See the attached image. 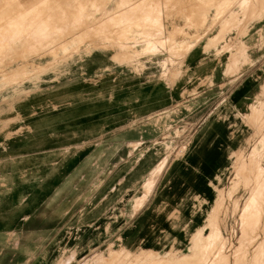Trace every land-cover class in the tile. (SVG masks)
Returning a JSON list of instances; mask_svg holds the SVG:
<instances>
[{"label": "crops", "instance_id": "0c3cea01", "mask_svg": "<svg viewBox=\"0 0 264 264\" xmlns=\"http://www.w3.org/2000/svg\"><path fill=\"white\" fill-rule=\"evenodd\" d=\"M255 1L243 32L201 39L174 82L176 64L160 73L164 59L94 49L0 92V264H84L109 245L165 253L187 240L264 101V0ZM180 120L195 121L200 150L168 156L146 189L159 137Z\"/></svg>", "mask_w": 264, "mask_h": 264}, {"label": "rangeland", "instance_id": "374dc122", "mask_svg": "<svg viewBox=\"0 0 264 264\" xmlns=\"http://www.w3.org/2000/svg\"><path fill=\"white\" fill-rule=\"evenodd\" d=\"M244 1L0 0V92L9 87L22 90L24 81L34 75L67 70V66L60 65L90 57L94 49L118 61L164 59L160 73L167 75L168 64L181 65L185 54L201 39L217 32L218 43L231 36H223L226 28L229 27L228 33L239 24L242 32L253 17L251 11L256 4L255 0H250L251 6L242 4ZM256 12V16H261V12ZM145 29L148 31L144 32ZM148 43H152L151 46L148 47ZM68 60L71 62L66 63ZM228 63L233 67L237 60L230 59ZM249 120L252 129L247 145L237 148L235 154L230 152L231 164L226 174L214 180L218 186L204 221L188 232L185 242L174 248L176 255L192 254V236L197 230L203 227L204 234L216 226L221 238L209 246V253L219 251L218 255L225 257L227 264H264V101L252 106ZM194 123L175 122L161 133L156 150L167 158L197 153L200 133L193 135ZM193 138L195 145L191 151L187 145ZM249 195L254 204L248 202ZM157 253L159 259L149 255L147 250L133 252L109 245L84 264H104L110 254L120 264H126L127 259L131 264H168V256ZM203 260V257L194 263L181 260L178 264H200Z\"/></svg>", "mask_w": 264, "mask_h": 264}, {"label": "bare ground", "instance_id": "6f19581e", "mask_svg": "<svg viewBox=\"0 0 264 264\" xmlns=\"http://www.w3.org/2000/svg\"><path fill=\"white\" fill-rule=\"evenodd\" d=\"M7 1V0H6ZM10 1V0H9ZM53 1V0H52ZM61 2V1H60ZM81 2V1H80ZM234 2V1H233ZM6 3V2H5ZM72 3H74V2H72ZM239 3V2H238ZM243 3H245V4H250V0H245L244 2H242V4ZM22 4H23V2H22ZM33 4H34V2H33ZM248 4V5H249ZM1 5V4H0ZM8 5V4H7ZM18 5V4H17ZM77 5H78V3H77ZM80 5V4H79ZM231 5V4H230ZM249 6H251V5H249ZM9 7V6H8ZM17 7V6H16ZM28 7V6H27ZM76 7V6H75ZM222 7V6H221ZM50 8V7H49ZM229 8V7H228ZM250 8V7H249ZM253 8V7H252ZM53 9V8H52ZM66 9V8H65ZM34 10V9H33ZM70 11V10H69ZM75 11V10H74ZM68 12V11H67ZM9 13V12H8ZM68 14V13H67ZM67 14H66V16H67ZM70 14H71V12H70ZM56 15V14H55ZM261 15V14H260ZM256 17H260V16H256ZM13 18V17H12ZM251 18H253V17H251ZM250 18V19H251ZM10 20V19H9ZM12 20V19H11ZM12 22V21H11ZM14 22V21H13ZM17 22V21H16ZM193 22V21H192ZM243 22V21H242ZM241 22V23H242ZM19 23V22H18ZM227 24H228V22H226ZM246 23V22H245ZM16 25H17V23H16ZM194 25V24H193ZM225 25V24H224ZM242 25H243V23H242ZM2 26V25H1ZM8 26H10V25H8ZM18 26V25H17ZM239 26H240V24H239ZM15 27V26H14ZM155 27V26H154ZM241 28V27H240ZM148 29V28H147ZM147 29H145L144 30V32H146V30ZM241 30V29H240ZM142 31V30H141ZM148 31V30H147ZM150 32V31H149ZM243 32V31H242ZM148 33V32H147ZM143 34H146V33H143ZM150 34V33H149ZM148 34V35H149ZM151 36V35H150ZM159 36V35H158ZM219 37H220V35L218 34H216V35H212V36H209V37H207V39H206V44H207V46H211V45H215L216 44V42L219 40ZM197 38V37H196ZM51 42V41H50ZM151 44L152 43H148V47L149 46H151ZM146 46V47H147ZM242 47H243V49H244V46L242 45ZM242 49V50H243ZM146 50H148V49H146ZM241 50V49H240ZM239 50V51H240ZM239 51H236V52H238L239 53ZM241 52V51H240ZM231 54V53H230ZM241 54V53H240ZM233 55V54H232ZM132 58V57H131ZM181 61V60H180ZM182 62H183V60H182ZM182 62H181V65H179V66H177V67H175L173 70H171V74H172V77H171V81L172 82H174V80L176 81L177 79H176V77H181L182 76V74H183V70H182ZM229 62V61H228ZM227 65H229V63H227ZM174 67V66H173ZM162 68H165V66L162 64ZM184 69V68H183ZM169 75V74H168ZM160 79V78H159ZM173 85V84H172ZM184 92V91H183ZM182 93V92H181ZM251 113H252V107H251ZM250 115V114H249ZM194 141H195V139H194ZM238 150H239V147H238ZM238 150H237V148H235V150L232 152L231 151V153H237L238 152ZM191 151H192V148H191ZM138 158V157H137ZM166 160H167V155L166 156H163L162 157V159L160 160V162L159 163H157V165L152 169V172H151V175H150V177H149V179L146 181V183H145V187H146V189L147 188H149L151 185H152V183H153V181H154V178L159 174V172H161V170H162V168H164L163 166H165V162H166ZM244 165H246V164H244ZM246 168V167H245ZM244 168V169H245ZM249 168V167H248ZM243 169V170H244ZM251 169V168H250ZM247 170V168L245 169V171ZM250 171V170H249ZM252 171V170H251ZM250 171V172H251ZM247 172V171H246ZM248 174H249V172H247ZM238 174V173H237ZM251 174V173H250ZM251 176V175H250ZM254 176V175H253ZM158 177H159V175H158ZM157 177V178H158ZM249 177V176H248ZM255 177V176H254ZM156 178V179H157ZM251 178V177H250ZM250 178H248V179H250ZM239 179H241V178H239ZM243 179V178H242ZM241 179V180H242ZM253 179V178H252ZM251 180V179H250ZM244 181V180H243ZM249 181V180H248ZM254 181V180H253ZM155 183V182H154ZM239 184V183H238ZM248 184V183H247ZM246 186V185H245ZM151 187H153V186H151ZM151 187L149 188L150 190H151ZM216 189V188H215ZM150 190L148 191V192H150ZM147 192V193H148ZM142 193V192H141ZM151 193V192H150ZM147 195V194H146ZM149 195V194H148ZM143 197H145V196H143ZM143 200H145V199H143ZM140 202V201H139ZM142 202H144V201H141V204H142ZM248 202H250V203H252V204H254L255 203V201H254V199H253V197L251 196L250 197V195L248 196ZM137 203V202H136ZM136 205V204H135ZM140 205V204H139ZM142 206V205H141ZM138 208V207H137ZM202 231H203V227H201V228H199L198 230H197V233L194 235V236H192V246H193V250H194V252L192 253V254H186V255H182V256H178V255H176L175 253H174V249L173 250H169V251H167V252H165V254H166V256H168L167 257V263L168 264H178L181 260H187V261H192V263H194V262H196L197 261V259H199V258H201V257H203V261L200 263V264H227V261H225V257H222L221 256V254H220V256L218 255V252L216 251V250H214V251H212V252H208L207 251V249L209 248V246L212 244V243H214L215 241H218L219 240V238H221V234H219V229L215 226V227H213V229H211L209 232H207V233H202ZM123 238V237H122ZM125 242V241H124ZM121 248V247H120ZM170 248H171V245H170ZM117 251V250H116ZM127 251H129L128 249H127ZM215 252V253H214ZM147 253L149 254V255H151V256H153V257H155L156 259H159L160 258V256H159V254L157 253V252H155V251H152V250H147ZM216 254V255H215ZM161 258H163V257H161ZM104 264H120L119 262H117V258H115V256H113V254H110L107 258H105L104 259ZM126 264H131V262L129 261V259H127V263Z\"/></svg>", "mask_w": 264, "mask_h": 264}]
</instances>
